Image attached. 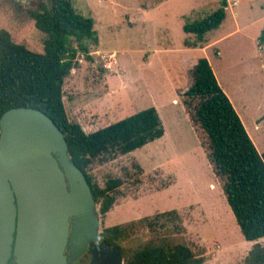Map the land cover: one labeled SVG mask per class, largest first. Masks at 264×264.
<instances>
[{
  "label": "rangeland",
  "instance_id": "rangeland-1",
  "mask_svg": "<svg viewBox=\"0 0 264 264\" xmlns=\"http://www.w3.org/2000/svg\"><path fill=\"white\" fill-rule=\"evenodd\" d=\"M39 1L0 0V29L42 52L43 33L28 14ZM220 1L73 0L77 12L92 17L98 42L88 44L91 60L79 54V66L64 79L68 118L90 132L154 106L164 126L160 138L125 154L95 159L88 169L100 186L109 177L122 180L107 213L101 215L96 203L98 231L146 218L123 241L129 251L168 237L203 256L201 264H249L253 245L264 246V237L250 241L241 235L179 101L192 81L196 58L204 56L232 94L248 103L246 123L258 109L264 112V44L258 41L264 0H227L223 23L201 43L182 28L186 21L208 15ZM256 134V148H264V125ZM171 209L180 222L174 214L156 217Z\"/></svg>",
  "mask_w": 264,
  "mask_h": 264
},
{
  "label": "trees",
  "instance_id": "trees-1",
  "mask_svg": "<svg viewBox=\"0 0 264 264\" xmlns=\"http://www.w3.org/2000/svg\"><path fill=\"white\" fill-rule=\"evenodd\" d=\"M226 6L227 0H221L219 7L205 17L186 21L183 30L195 34L197 43L203 42L204 35L224 20ZM28 14L43 33V51L13 41L6 29H0V116L7 109L19 106H32L48 114L64 133L68 155L84 172L99 212L104 215L115 202L122 180L109 177L100 186L88 172L90 165L102 156L125 154L160 138L164 134L161 118L151 106L90 132L79 122L70 120L63 101L64 79L79 66V54L91 60L88 44L98 42L93 19L77 12L73 0H40ZM259 43L264 44V26ZM191 78L179 101L220 191L243 238L253 241L264 237V151L258 152L205 57L197 59L191 68ZM169 214H174L180 222L175 209L160 212L156 217ZM145 219L105 226L100 232L105 243L120 248L124 264L204 261L187 243L168 237L159 243H145L133 251L125 249L123 241ZM179 231H184L181 224ZM246 259L249 264H264V246L254 244Z\"/></svg>",
  "mask_w": 264,
  "mask_h": 264
},
{
  "label": "water",
  "instance_id": "water-1",
  "mask_svg": "<svg viewBox=\"0 0 264 264\" xmlns=\"http://www.w3.org/2000/svg\"><path fill=\"white\" fill-rule=\"evenodd\" d=\"M95 206L90 184L70 159L64 133L53 119L32 106L4 111L0 116V263L8 255L16 216V264H66L68 239L71 259L89 239L99 240ZM95 249L94 256L100 253L107 264H123L118 246L101 243Z\"/></svg>",
  "mask_w": 264,
  "mask_h": 264
},
{
  "label": "flooded vegetation",
  "instance_id": "flooded-vegetation-1",
  "mask_svg": "<svg viewBox=\"0 0 264 264\" xmlns=\"http://www.w3.org/2000/svg\"><path fill=\"white\" fill-rule=\"evenodd\" d=\"M69 219V233L72 231V222L71 219ZM18 230L17 226V217L15 216L14 219V225L13 230L11 231L12 235V241L10 242V248L8 251V255L6 257V260L3 264H16L17 263V255L14 254L15 251V239H16V233ZM102 231V230H101ZM98 231L99 240L94 241L92 239H89L85 243V247L75 256V258L71 259V242L68 239L64 248V254L66 255V264H107L104 258L100 253L97 254V256H94L96 252V246L100 245L101 243H105L101 237L100 232ZM1 232V231H0ZM106 245H109L105 243ZM109 246H115V245H109ZM22 248V247H21ZM2 264V263H0Z\"/></svg>",
  "mask_w": 264,
  "mask_h": 264
},
{
  "label": "crops",
  "instance_id": "crops-1",
  "mask_svg": "<svg viewBox=\"0 0 264 264\" xmlns=\"http://www.w3.org/2000/svg\"><path fill=\"white\" fill-rule=\"evenodd\" d=\"M228 6V5H227ZM218 8V7H217ZM215 10V9H214ZM226 17V16H225ZM225 19V18H224ZM222 23H223V21H222ZM221 23V24H222ZM220 24V25H221ZM219 25V26H220ZM218 26V27H219ZM217 27V28H218ZM217 28H215V29H217ZM211 39V42H212V40L214 39V37H212V36H209ZM219 37H216V39H218ZM258 41H259V39H258ZM216 53H218V50L216 51ZM202 57H204V56H202ZM199 57H197L196 58V61H197V59H198ZM206 58V57H205ZM207 59V58H206ZM207 60H209L208 62H210L211 63V59H210V57H208V59ZM209 63V64H210ZM210 66H212L213 67V65L211 64ZM211 67V68H212ZM213 70V73H214V75L217 77L216 79H217V81H218V83H219V85L221 86V88L223 89V91L224 92H226V95H228L229 97L228 98H230V101L232 102V105L234 106V108H235V110L237 111V113H238V115L241 117V119H242V121H243V123H244V125H245V127H246V130H247V132H248V134H249V136H250V138H252L253 140L252 141H254V143L256 144V136H257V132H259L260 131V129L262 128V126L264 125V112H262V110H260L259 111V109H258V112L256 113V115H254L253 117H252V120L249 122V123H246V121H245V119L247 118L246 116H245V114H246V112H245V110H246V107L248 106V103L246 102V101H244V100H239V99H237L233 94H232V92L229 90V86H228V84L226 83H224L221 79H220V77L217 75V72L215 71V69L213 68L212 69ZM175 102L177 101V100H174ZM248 126H249V128H248ZM165 134V133H164ZM163 134V135H164ZM162 135V136H163ZM257 146V145H256ZM257 148H260V149H264L263 147L261 148L260 146H258Z\"/></svg>",
  "mask_w": 264,
  "mask_h": 264
}]
</instances>
